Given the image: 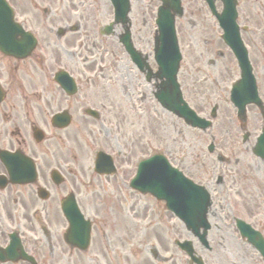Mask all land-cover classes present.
<instances>
[{
	"label": "flooded vegetation",
	"instance_id": "af4514ba",
	"mask_svg": "<svg viewBox=\"0 0 264 264\" xmlns=\"http://www.w3.org/2000/svg\"><path fill=\"white\" fill-rule=\"evenodd\" d=\"M8 1L12 6L15 20L24 30L36 37L37 46L31 56L24 59L6 56L0 51V264H85L83 255L88 250L95 251L98 264H101L102 260L105 264H117L111 260L113 257L116 259V256L122 260L121 264H130L127 256L117 255V249L132 250L129 246L132 234L129 232L128 224H124L125 231L118 234V228L111 214L106 217L105 214L98 215V210L90 211V213L85 211L83 207L85 199L82 202V195L84 191L87 192V185L96 184V187H102V183L98 182L101 176L94 174L87 181V168L81 160L83 157L79 159L80 146L77 152L75 143L70 144L71 139H80L78 135H82L78 143L95 144L105 149L108 148L109 141L106 131L101 127L92 128L97 123L106 121L108 117L105 110L106 103L97 101L100 98L106 100L108 86L123 88L125 73H136L140 79L143 76L135 70L136 67L122 47L118 49L111 45L109 49V45L103 43L106 39L101 36L103 35L101 28L107 27L111 21L112 7L108 4V13L105 14L106 8L103 0H95L92 7L85 6L84 0ZM97 3L101 5L98 6ZM255 3H259V0H255ZM98 9L101 15L94 17ZM204 9L207 12V8L204 7ZM90 13L93 14L94 24L102 20L103 14L107 19V24L97 29L95 39H90L87 33L83 32ZM238 14L245 22L242 11H238ZM93 31L95 32L94 29ZM110 31L111 35H114L111 44L118 46L116 40L118 33L115 36L117 27L111 26ZM202 33L204 52L197 51L191 43V38L186 39V45L190 50V65L188 72L182 77L185 56L181 27L179 25L177 27L181 60L176 79L181 93L185 101L199 115L214 114L211 125L206 131L209 135L207 146L211 143L216 149L220 143L216 140L223 141V135L228 133V130L221 129H216L214 134L210 133L219 111L223 108L227 116L224 119L225 122L237 125L238 132H240L238 137L244 147V151L237 148L231 155L236 157L241 153L253 157L252 148L261 132V120L255 118L258 111L253 110L252 105H247L243 120L240 121L237 117L236 109L229 98L231 85L239 77L237 63L231 51L219 41L218 45L225 51V54L222 52L225 56L224 61H226L224 72L229 70V73L223 79L211 76L207 69L215 62L214 50L209 38L211 33L206 32L205 29ZM50 36L55 37V40L46 44L45 40ZM189 36L191 37V34ZM252 47L259 55L261 45L254 43ZM219 52V50L216 51L217 56H222ZM208 53L213 55L212 58H208ZM106 55L111 56L109 63L105 59ZM215 58L218 59V57ZM256 58L257 56L250 50L249 60L253 75L257 85L259 83L260 86L261 72L258 70ZM201 67L204 70L203 73L200 72ZM61 69L71 79V82H63L69 85H65V88L60 85L59 80L54 81ZM118 74L121 75L120 82ZM222 75L223 70L218 76ZM142 79L145 85L144 77ZM87 82L92 90L99 89L98 92L92 91L90 94L96 102H90V99L86 97L89 93L86 94L84 83ZM218 82L223 83L219 85ZM127 83V85L130 84L129 78H127ZM218 90L223 95H220ZM209 91H214L216 98L213 99L212 96L207 103L199 102V100L206 101L203 99H207ZM220 97H222L221 101ZM194 98L198 99L197 105L191 103V99ZM108 104L115 107L113 102ZM86 108L96 110L99 117L87 115ZM204 109L206 110L203 111ZM59 112L69 116V124L62 129L56 128L52 122L53 116ZM113 123L115 127L109 126V128L120 133V127L117 126L115 119ZM110 152L114 154L112 150ZM119 153L116 154L115 159L120 166ZM124 156L129 159L128 155ZM71 160H76L78 166L71 168ZM258 162L263 165L260 160ZM229 163L226 164L230 165ZM234 163H238L237 158ZM248 164L250 169L246 173L239 171L238 177L240 174L244 180H257L260 185V176H264V171L255 172L251 169V163ZM120 168L123 169L122 166ZM180 169L187 171L184 166ZM31 172L32 175L34 172L35 176L30 181L33 179L34 181L22 183V174H27L29 178L32 176ZM232 172L234 170H229L225 174L220 171L214 182L212 171L208 173V180H197L190 174L187 176L195 178L197 183L203 185L211 195V205L206 213L208 227L204 229L205 244L185 230L179 219L169 214L168 218L176 220V223L183 229L181 233L191 241L193 256L199 259L200 263L196 260L191 261L185 251L177 246H172L174 253L167 252L164 246H152L145 248V264H230L228 253L223 247L216 248L210 245L211 242H215V233L219 230L218 223H226L228 228L234 229L238 242L245 248L253 250L260 264H264L260 253L248 241L246 235L241 234L237 226V221L249 224L264 241V209L253 216L250 213L251 208L244 206V200L240 194L245 193V188L242 187L241 182L238 183V189L234 187L240 197L238 199L230 197L228 192L233 191L234 188L230 184L234 180L230 184L227 183L228 186L226 182ZM121 174L124 175V173ZM97 194L98 191H96V196ZM91 195L95 196L93 190ZM225 195L229 198H225ZM251 195L255 199L252 201L250 198L247 201L252 207L258 199L255 193ZM70 196L73 197L95 231V237L91 239L86 251L72 247L64 238L69 232L70 224L62 212L61 204ZM104 207L107 211L112 210L110 205H104ZM100 210L102 212L101 207ZM202 232L203 228H200L198 233ZM182 234L177 233L175 236L178 240H184L181 239ZM221 237L223 239V236ZM211 252L214 255H211Z\"/></svg>",
	"mask_w": 264,
	"mask_h": 264
},
{
	"label": "rangeland",
	"instance_id": "374dc122",
	"mask_svg": "<svg viewBox=\"0 0 264 264\" xmlns=\"http://www.w3.org/2000/svg\"><path fill=\"white\" fill-rule=\"evenodd\" d=\"M239 1L240 11H242V15L247 20L246 23L253 24L256 27L263 26L264 28V0H259L260 5H257L254 0ZM103 3L106 8V14V12L108 13L109 5L105 0H103ZM182 3L184 6V14L178 19V25L181 27V34L183 37V48L185 56L182 77L186 72H188V68L190 65V50L186 45V39L191 38V43L194 45V47L197 48V51L204 52L202 47V31L203 29H205L206 32L211 33L209 35L211 46H213L214 56L218 57L217 59L213 55L209 53L207 54L208 58H212L213 56V59H215L213 65L209 66L207 69L209 70V74H211V76H217L218 79H223L225 75L229 73V70L228 72H224V62H226L224 61L225 51L218 45V41L216 40L217 27L215 22L210 17L208 12L206 13L204 4H202L201 0H183ZM100 5L101 4L99 3L98 6ZM157 5L158 2L156 0L131 1V12L129 16L132 22V34L133 38L135 39L134 43L135 46L145 52V54H148L152 48V36L155 28V9ZM92 6L94 5H91L90 7ZM97 15L98 17L101 15V11L99 9L94 13V17ZM92 17L93 14L90 13L89 19L87 20L86 29H83V32L87 33V36H89L90 39H95V33L93 31L95 25ZM105 19L106 16L103 14L101 22L105 23L107 21V19ZM263 28L257 30V32L259 33L257 34L258 38L254 36V34H252V36L256 37L257 40L263 39ZM189 34H191V37L189 36ZM54 40L55 37L50 36L45 40V42L47 44L53 42ZM112 40V38L106 37V41L104 44L107 46L109 45V49L111 45L120 49L119 46L111 44ZM191 48L194 49L192 46ZM249 48L251 52L257 56V67L261 72L260 75L262 78V86L264 88V47L261 48V55H258V53L253 50L252 45H250ZM217 50H219L221 53L223 52L224 54L222 53V56H217ZM209 51H211V49H209ZM121 55L123 54L121 53ZM105 59H107V63H109L111 60V56L106 55ZM149 61L150 65L153 67L151 59H149ZM222 70L223 75L218 76ZM200 72H204L202 67L200 69ZM120 78L121 75H119V82L121 80ZM127 78H129V85H127ZM123 80H125V82L122 83L123 88L118 89L113 85L110 87L108 86L106 100L100 98V100L97 101L106 103L105 110L108 114V117L106 121L97 123L95 127H92L95 129L101 127L104 131H106L109 141L107 147L111 149L115 154H118L120 151L118 155V162H120V166H122L123 169H126L123 173L128 175V171L131 167L130 162H132L133 157L139 155V153H146L147 150H150L152 152L157 148H160V150L165 151L167 156H171L174 159L179 154V147H185L186 149H188L189 155H187V157L185 155L182 166L186 168V172L188 174L195 177L197 180H208V173H210L211 171L213 173L222 171V174H225L229 170H234V172H232L230 176H228V181L226 182V184H230L234 180V182L230 185H232V188L236 186V189H238V183L241 182L242 187L245 188V193L240 194V196L244 200V206L251 208L250 213H252L253 216L257 215L259 212H261L262 209H264V176H260L261 181L260 185H258L257 180H244L241 178L240 174L239 177L237 174V172L239 173V171L241 173H246V171L250 169V165L248 163H251V169L255 172H257V170L264 171V166L261 163H259L252 156L250 157L247 154L242 155L241 153L236 156L237 158H239L238 156H240L238 164L232 162L230 164L231 166H226L225 164H219L216 161H211L212 159H210L205 153V145L209 141V135L206 132L202 133L198 130L188 129L184 125H182L180 121L176 120L175 118L173 119L171 116L162 112L158 108L154 100H152L149 85L145 82L144 86L142 77L140 79V76L136 75V73H125L123 76ZM218 83L220 85L223 82ZM84 87L87 90L86 94L89 93L86 95L87 99H90V102H96L95 99L91 98L93 97V95L90 94H92V91L98 92L99 89L92 90L89 82L84 83ZM218 91L220 92V95H223L220 90ZM136 92H141L143 99L141 98V95L139 96V94H136ZM100 96L102 97L103 94ZM212 96L213 99L216 98V94L214 93V91H209L207 99H203L206 101L199 100V102L201 101L202 103H207V101L210 100ZM221 99L222 97L219 98L220 101ZM110 102H113L115 104V107L109 106L108 103ZM191 103L197 105L198 99H191ZM205 110L206 109H204L203 111ZM226 118L227 116L225 115V110L221 108L213 125V130H210V133L213 134L216 129L228 130V133L223 135V141L216 140L217 142H220L217 148L221 149V151L225 152V154H229V152L231 153L232 151L234 152L237 148L244 151V147L241 144H236L238 143V134L240 133L238 132L237 126L225 122L224 119ZM255 118L258 120L257 115H255ZM114 119L116 120L117 126L120 127V133H116L114 129L109 128V126L115 127L113 123ZM79 137L81 139V136ZM72 140L73 139H71V141ZM79 140H76L75 138L76 142ZM92 145L93 144H80L81 156L79 157V159L83 157L81 159L83 163L87 162V156L90 152L89 149ZM196 154H198V156ZM124 155H128L129 159L125 158ZM231 159L233 160V156L231 157ZM191 164H193L194 166H192ZM76 166H78V163H76ZM123 169L119 167V172ZM120 178L125 177L122 174L117 173L109 177L107 180L102 179V187L97 190V196H93L89 194L88 191H84L85 193H82V202H84L85 199V206H83L85 211L87 213H90V211L96 212L98 210V215L103 216L104 214H102L100 210V204L103 203L111 206L113 205L114 209L117 210V214L119 216L129 215L131 220L134 221V226L130 225V227L132 228L131 231L135 236V246L136 242H143H141L142 245L139 244L142 252L145 253V248L147 247L164 246L165 248H167L165 249L163 247L165 250H167V252L174 253L172 247L173 244L171 243L170 237L176 235L177 233L178 235L182 234L181 232L183 229L181 228V226L178 223H174L173 221H171V218H168L163 213V211L161 210V206L158 203L154 202L152 199L147 198L145 195L130 191V189L127 187L128 182L121 181ZM99 181L100 180L98 179V182ZM234 189L233 191H229L228 193L230 197L238 199L240 196L238 194V191ZM251 193H255L257 196L256 198L258 199L256 203H253L252 207L247 201L250 198L252 199V201L255 199L251 195ZM109 194L115 195L111 197ZM224 197L229 198L226 195ZM95 200L97 201L95 202ZM98 201H100L101 203L98 204ZM150 210H153L154 215ZM112 213L116 215V212L113 211ZM149 213L152 214L150 219L151 221H157L156 219H154L155 215L160 217L159 219L162 222V226H155L156 228L153 227L155 229L150 230V228L148 231V228H145V222L149 221L146 217V215H149ZM108 215L109 214H107L106 216ZM218 226L219 230L216 231L214 237L215 242H211L210 245L213 247L216 246V248L223 247V249L226 250V253H228L227 256L229 258L230 264H260L257 254L248 247L245 248L238 242L237 234L234 229H231V227L228 228L226 226V223H218ZM117 228L119 232L118 234H121L122 232L119 231V227ZM221 236H223V239H221ZM181 237L184 238L186 236L182 234ZM119 252L122 253L120 249ZM210 254L214 255V253L212 252ZM140 257L141 255L139 254L137 256V260L135 256L133 258H129L130 264H136L137 262L138 264H144L145 258H143V260L141 261L142 257ZM111 260H114L117 264H119V262L122 263V260L119 261L117 258L115 259V257L111 258ZM85 264H87V262ZM91 264H93V262H91ZM101 264H105V261L102 260Z\"/></svg>",
	"mask_w": 264,
	"mask_h": 264
},
{
	"label": "water",
	"instance_id": "95a60500",
	"mask_svg": "<svg viewBox=\"0 0 264 264\" xmlns=\"http://www.w3.org/2000/svg\"><path fill=\"white\" fill-rule=\"evenodd\" d=\"M210 5L212 6V1L209 0ZM168 5V3H166ZM231 5H228L229 7V14H227V12H224L222 15H216L218 18V21L220 23V25L224 28L225 32H226V39L229 41L230 45L235 44V42L238 40L237 39V35L236 33L233 31V19H234V14H233V9L230 8ZM0 7H4L6 9L5 13H6V22L9 23L11 20V14L9 12V10H7V8L5 7V4L3 2L0 3ZM166 14V13H164ZM160 19L157 21L158 25H159V32L160 34L156 37V41H155V51L158 50V47L160 46V41L161 43H163V45H161V47H163L164 51L162 52V54H164L166 57H168V59L171 58V55H173L175 53V45H174V33H173V22L171 19H169L167 16H164L162 14L159 15ZM9 21V22H8ZM228 25L229 27L232 29L231 30V34L228 33ZM12 27L11 30H13ZM235 29V28H234ZM9 28L5 29V33H8V31H11ZM13 34H18V29L16 28L14 30V32H12ZM13 36V35H11ZM15 36V35H14ZM13 36V37H14ZM162 49V50H163ZM8 51V50H6ZM170 70V68H169ZM182 113L183 116L186 117V119H190L189 118V111L186 110V108H182ZM190 121V120H189ZM146 169L144 168L143 171L141 172V177H139L140 179L134 184V187L141 190V191H145V190H150L149 186L150 185H155L153 189L158 188L159 187V183L157 181L154 180H147L146 176L149 174L148 172H146ZM178 178V177H177ZM158 194V193H156Z\"/></svg>",
	"mask_w": 264,
	"mask_h": 264
}]
</instances>
